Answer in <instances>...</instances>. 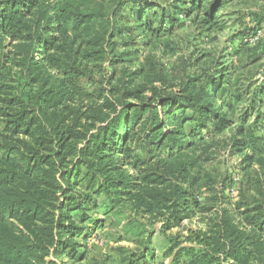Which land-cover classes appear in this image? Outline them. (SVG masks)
Here are the masks:
<instances>
[{
  "label": "trees",
  "instance_id": "1",
  "mask_svg": "<svg viewBox=\"0 0 264 264\" xmlns=\"http://www.w3.org/2000/svg\"><path fill=\"white\" fill-rule=\"evenodd\" d=\"M116 1L0 0V264H64L60 256L80 264L88 253L76 240L86 237L88 213L126 205L135 214L123 237L136 248L123 264H264L255 248L264 238V77L252 91L256 83L233 79L235 67L203 54L187 63L192 72L184 69L176 93L146 95L149 88L136 84L140 71L127 80L105 73L107 52L116 49L118 25L108 20ZM185 1L187 19L210 32L234 0ZM144 9L132 12L142 31ZM261 28L240 44L258 46L262 37L250 38ZM228 132L241 183L258 196L223 211L198 245L183 244L168 232L195 209H211L189 189ZM159 210L161 256L156 231L131 230L133 219Z\"/></svg>",
  "mask_w": 264,
  "mask_h": 264
},
{
  "label": "rangeland",
  "instance_id": "2",
  "mask_svg": "<svg viewBox=\"0 0 264 264\" xmlns=\"http://www.w3.org/2000/svg\"><path fill=\"white\" fill-rule=\"evenodd\" d=\"M109 4L112 8L111 6V9L109 8L108 20L117 23L118 31L113 38L115 52L109 50L106 55L105 73L110 75L115 69L119 77L124 75L127 80L129 78L127 73L140 71L136 84L149 88L146 95H150L151 89L154 88L157 98L161 94L169 96L176 93L181 79H185L186 74L192 72L187 63L203 54L210 55L209 60L216 59L224 64L227 71L230 69L231 72V67H235L237 72L233 74V79L240 76L246 84L256 83L252 91L262 84L264 31L263 40L258 46H244L240 42L256 27L264 28V0H234L225 5L218 13V23L210 32H206L201 24L194 23L192 21L194 17L191 20L187 19L185 10L189 7L185 0H117ZM139 8H145V31H142L132 14ZM110 62H113V68L110 67ZM186 68L188 71L184 73ZM196 68H193L194 72ZM108 81L104 80L106 83ZM230 136L231 132H228L218 137L219 147L213 151L214 154L210 158H205L202 162L200 175L203 180L194 189H189L191 197L198 199L202 206L211 209L208 211L195 209L191 217L184 220L180 227L168 232L170 236L178 238L179 242H184L183 244L187 245L185 243L187 241L194 246L198 245L197 238L215 226L223 211L232 214L238 202L258 196L256 190L245 189L241 183L239 169L241 156L231 155L226 148L227 138ZM131 146L137 148L138 145L133 143ZM122 170L130 176L136 175L128 165L123 166ZM131 212V207L126 205L116 208L109 214H103L101 211L88 213V218L82 225L86 237L82 236L76 240L79 244L85 245L88 253L80 264H123L122 260L130 254L125 255L124 252L136 248L134 243L123 237L125 231L123 225L126 224L127 216ZM161 212L159 210L155 215L133 219L137 221V225L131 228L133 234L142 232L143 226H147L153 233L160 229L164 219ZM146 221L148 223L145 225ZM156 232L154 243L160 249L156 251L160 256L164 240L162 241L160 233ZM125 237L137 236L125 234ZM257 238L256 252H264V238L261 235ZM54 259L59 263L75 264L66 256ZM161 262L159 258L155 264ZM165 262L169 264V260Z\"/></svg>",
  "mask_w": 264,
  "mask_h": 264
},
{
  "label": "built area",
  "instance_id": "3",
  "mask_svg": "<svg viewBox=\"0 0 264 264\" xmlns=\"http://www.w3.org/2000/svg\"><path fill=\"white\" fill-rule=\"evenodd\" d=\"M261 37H263V31L259 30L254 36L250 38V42L255 44Z\"/></svg>",
  "mask_w": 264,
  "mask_h": 264
},
{
  "label": "crops",
  "instance_id": "4",
  "mask_svg": "<svg viewBox=\"0 0 264 264\" xmlns=\"http://www.w3.org/2000/svg\"><path fill=\"white\" fill-rule=\"evenodd\" d=\"M161 254H162V253H161ZM161 254H160V256H161ZM156 255H158V254H157V252H156ZM158 256H159V255H158ZM167 260H169V259H167ZM168 263H170V260H169V262H168ZM166 264H167V263H166Z\"/></svg>",
  "mask_w": 264,
  "mask_h": 264
}]
</instances>
